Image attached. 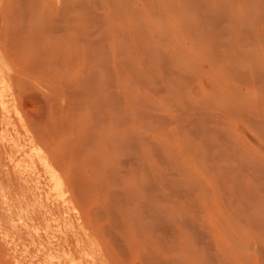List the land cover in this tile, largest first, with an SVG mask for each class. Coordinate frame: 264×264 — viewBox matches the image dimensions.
I'll return each mask as SVG.
<instances>
[{"label":"rangeland","instance_id":"1","mask_svg":"<svg viewBox=\"0 0 264 264\" xmlns=\"http://www.w3.org/2000/svg\"><path fill=\"white\" fill-rule=\"evenodd\" d=\"M6 1L0 65L8 67L0 76L11 92L0 100V134L36 142V126L52 127L50 115H64L66 128L58 121L52 136L79 164L80 150L101 201L80 206L68 189L62 206L36 163L28 175L15 170L24 153L3 136L0 264H112L88 257V246H107L114 264H264V0ZM22 207L29 216L21 225ZM85 211L101 239L85 228ZM49 215L75 230L53 228ZM84 228L94 236L86 247ZM68 254L71 262L62 258Z\"/></svg>","mask_w":264,"mask_h":264},{"label":"bare ground","instance_id":"2","mask_svg":"<svg viewBox=\"0 0 264 264\" xmlns=\"http://www.w3.org/2000/svg\"><path fill=\"white\" fill-rule=\"evenodd\" d=\"M11 1V0H10ZM14 1V0H13ZM22 1V0H21ZM27 1V0H26ZM61 1V0H60ZM181 1V0H180ZM6 2H8V0L6 1ZM65 2V1H64ZM63 2V3H64ZM3 3H4V1H3ZM11 3H15V2H11ZM30 3H32V2H30ZM67 3V2H66ZM78 3H80V2H78ZM111 3V2H110ZM2 4V3H1ZM10 4V3H9ZM76 4V3H75ZM195 4V3H194ZM17 5V4H16ZM28 5H30V4H28ZM32 5V4H31ZM65 5V4H64ZM187 5V4H186ZM7 6H8V4H7ZM12 6H13V8H15L14 6L15 5H13L12 4ZM18 6V5H17ZM78 6V5H77ZM83 6V5H82ZM173 6V5H172ZM2 7H4V5H2ZM32 7H34V6H32ZM152 8H153V6H151ZM251 7V6H250ZM11 8V7H10ZM30 8V7H29ZM65 8H67V7H65ZM7 9V8H6ZM48 9V8H47ZM72 9H74V8H72ZM191 9V8H190ZM189 9V10H190ZM262 9V8H261ZM61 10V9H60ZM132 10V9H131ZM224 10V9H223ZM16 11V10H15ZM68 11H70V10H68ZM244 11V10H243ZM8 12H10V10L8 11ZM63 12H65V11H63ZM120 12V11H119ZM130 12V11H129ZM164 12V11H163ZM195 12V11H194ZM11 13V12H10ZM32 13V12H31ZM5 14H6V12H5ZM17 14V13H16ZM19 15H21V13H18ZM33 14V13H32ZM112 14V13H111ZM11 15V14H10ZM10 15H8V16H10ZM36 15V14H35ZM39 15V14H38ZM162 15V14H161ZM6 16V15H5ZM4 16V17H5ZM30 16H32V15H30ZM41 16V15H40ZM43 16H44V14H43ZM42 16V17H43ZM181 16V15H180ZM1 17H2V14H1ZM0 17V18H1ZM13 17H14V15H13ZM18 17V16H17ZM176 17V16H175ZM7 18V17H6ZM36 18V17H35ZM179 18V17H178ZM1 20H3V19H1ZM11 21H10V23L11 22H13L12 20H14V18L13 19H10ZM33 21H34V18L32 19ZM183 20V19H182ZM4 21H7V20H5L4 19ZM18 21V20H17ZM40 21V20H39ZM191 21V20H190ZM252 21V20H251ZM31 22V21H30ZM37 22V21H36ZM41 22V21H40ZM40 22H38V23H40ZM43 22V21H42ZM2 23V22H1ZM3 23H5L6 24V22H3ZM37 23V24H38ZM8 24V23H7ZM14 24H17V23H14ZM36 24V23H35ZM34 25V24H33ZM40 25V24H39ZM122 25V24H121ZM186 25V24H185ZM9 26V25H8ZM19 26V25H18ZM26 26V25H25ZM31 26V25H30ZM38 25H36L35 27H37ZM46 26V25H45ZM13 27V26H12ZM21 27V26H20ZM28 27V26H27ZM22 28V27H21ZM38 28V27H37ZM115 28V27H114ZM130 28V27H129ZM185 28V27H184ZM25 29V28H24ZM23 29V30H24ZM36 29V28H35ZM40 29H42V28H40ZM0 30H2V29H0ZM5 30V29H4ZM3 30V31H4ZM8 30L9 29H7V32H8ZM12 30H15V29H12ZM18 30V29H17ZM16 30V31H17ZM28 30V29H27ZM37 30H39V29H37ZM37 30H35L36 31V34H37ZM115 30V29H114ZM117 30V29H116ZM10 31H11V29H10ZM18 31H20V30H18ZM28 32V31H27ZM19 33V32H18ZM35 33V32H34ZM4 34V33H3ZM28 34H30V33H28ZM27 34V35H28ZM32 34V33H31ZM36 34H35V36L34 37H36ZM125 34H126V32H125ZM14 35V34H13ZM34 34H32V35H30V36H33ZM1 36V35H0ZM5 36V35H4ZM9 36H10V34H9ZM19 36H20V33H19ZM23 36V35H22ZM11 37V36H10ZM25 37V36H24ZM16 38V37H15ZM32 38V37H31ZM3 39V38H2ZM1 39V40H2ZM17 39V38H16ZM21 38H19V40H20ZM24 40H25V38H23ZM0 40V41H1ZM10 40H12V38H10ZM9 40V41H10ZM14 40V39H13ZM28 40H29V36H28ZM16 41V40H15ZM38 44L37 45H39V43H40V41L38 42L37 40H35ZM217 41V40H216ZM10 42H12V41H10ZM14 42V41H13ZM12 42V43H13ZM32 42H34V40H32ZM9 43V42H8ZM8 43H6V44H8ZM12 43H11V45H12ZM24 43H25V41H24ZM23 43V44H24ZM28 43V42H27ZM5 43H3V45H4ZM17 45L18 44V41H17V43L16 42H14V44L13 45ZM34 44H35V42H34ZM2 45V44H1ZM10 45V44H9ZM9 45H6L7 47L9 46ZM16 45H15V47H16ZM26 46H27V44H25ZM29 45V44H28ZM23 46V45H22ZM20 47V49L21 48H25V47ZM32 46V45H31ZM31 46H29V47H31ZM40 46H41V44H40ZM43 46V45H42ZM7 47H6V49H7ZM10 47V46H9ZM17 47H19L18 45H17ZM3 48H5L4 46H3ZM27 48H28V46H27ZM34 48H35V46H34ZM38 48V47H37ZM13 49L15 50V48L13 47ZM31 49H33V46H32V48ZM31 49H28L27 51H31ZM4 51V53H5V49H3ZM8 50V49H7ZM22 50V49H21ZM39 50V49H38ZM9 51V50H8ZM15 51H17V49L15 50ZM25 51V50H24ZM26 51V52H27ZM41 51V50H40ZM18 52L19 51H17V54H18ZM26 52H23V53H26ZM32 52V51H31ZM36 52H37V50H36ZM39 52V51H38ZM2 52H0V54H1ZM9 53V52H8ZM30 53V52H29ZM29 53H27V55L29 54ZM7 54V53H6ZM13 54H15V53H13ZM21 54V53H20ZM19 54V56H21ZM31 54V53H30ZM36 54V53H35ZM39 53H37L36 55H38ZM23 55H25V54H22V56ZM7 56H10V55H6V57ZM18 56V57H19ZM21 56V57H22ZM12 57H14V56H12ZM17 57V58H18ZM27 57V56H26ZM25 57V58H26ZM33 57V56H32ZM36 57V56H35ZM35 57L33 58L34 60H35ZM0 58H2V56L0 57ZM10 58V57H9ZM22 59V58H21ZM20 59V60H21ZM38 59V58H37ZM37 59H36V61H37ZM1 60V59H0ZM12 60V59H11ZM20 60H18V63L20 62ZM23 60V59H22ZM25 60V61H24ZM23 60V62L25 63H27V60L26 59H24ZM33 60V61H34ZM3 61H4V57H3ZM7 60H5V62H6ZM16 61V60H15ZM28 61H29V58H28ZM1 62V61H0ZM5 62H2V63H5ZM30 62H31V60H30ZM2 63H1V67L3 68L2 69V71L4 70V67L6 66V65H4V67H3V65H2ZM7 63H8V61H7ZM7 63H5V64H7ZM14 63V62H13ZM24 63H23V65H24ZM25 63V64H26ZM29 63V62H28ZM28 63H27V65H28ZM32 63V62H31ZM31 63H30V65H31ZM35 63V62H34ZM15 64H16V62H15ZM20 64H22L21 62H20ZM19 64V65H20ZM8 65V64H7ZM17 65V64H16ZM30 65H28V66H30ZM9 66H10V64H9ZM21 66V65H20ZM26 66V65H25ZM27 66V67H28ZM6 67H8V66H6ZM5 67V68H6ZM30 67H32V66H30ZM34 67V66H33ZM11 69V68H10ZM7 70V69H6ZM8 70H9V68H8ZM7 70V71H8ZM1 71V69H0V72L2 73V75H3V72ZM10 71H13L12 69L11 70H9V72ZM0 73V74H1ZM5 73V72H4ZM12 74V73H11ZM2 75L0 76V77H2ZM5 75H6V73H5ZM10 77V76H9ZM13 77V76H12ZM33 77V76H32ZM2 78H3V80H2ZM2 78H0V100H3L2 99V96L3 95H5L6 94V92H8L9 90L8 89H10V91H9V93L11 92V88H7L6 89V92H5V87H4V84L3 83H8L7 82V80H9V79H5L6 80V82L4 81V77H2ZM7 78H8V76H7ZM11 79V78H10ZM12 81V80H11ZM17 82V81H16ZM14 83H15V81H14ZM223 83V82H222ZM6 86V85H5ZM8 86H10V83L8 84ZM15 86H16V84H15ZM7 87V86H6ZM12 87V86H11ZM14 87V86H13ZM17 87V86H16ZM15 87V88H16ZM19 88V87H18ZM8 90V91H7ZM18 91V90H17ZM12 94H14L13 92H12ZM17 94V93H16ZM12 96V95H11ZM5 97H7L6 95H5ZM9 97V96H8ZM7 97V98H8ZM10 99V98H9ZM63 100V99H62ZM4 101V100H3ZM2 101V102H3ZM9 101V100H8ZM11 101V100H10ZM70 101V100H69ZM13 102V101H12ZM59 102V101H58ZM59 105V104H58ZM5 106V105H4ZM3 106V107H4ZM3 107L1 108L2 110H3ZM70 107V106H69ZM82 107V106H81ZM80 107V108H81ZM7 108V107H6ZM5 108V109H6ZM8 109V108H7ZM6 109V110H7ZM5 111V110H4ZM7 112L9 113V111L7 110ZM62 113V112H61ZM78 114V113H77ZM8 115V114H7ZM57 115H58V113H57ZM61 115V114H60ZM59 115V116H60ZM87 115V114H86ZM85 115V116H86ZM64 115H62L61 117H63ZM60 117V120L62 119ZM79 117V116H78ZM82 117V116H81ZM83 117H84V115H83ZM7 118H9V117H7ZM68 118V117H67ZM5 119H6V117H5ZM50 124L52 125V127H49V126H46V125H44L43 127H39V126H36V128L35 127H33V128H35V136L37 137V141L36 142H32L31 140H27L28 142H23L22 140H20V139H18L19 137H21V136H17V138L16 137H14L13 138V135H12V137H11V135L10 136H8L9 134H6V135H4L5 133H3V135H1L0 134V139H2V137L4 138L3 140H5V138H7L8 140H9V143H14V146H16L17 148H18V151L20 150V151H22L24 154H23V156H21L20 158H19V162H18V160H17V165H16V168H15V170L17 169V172H19L20 173V175L22 174L23 176L24 175H28L29 174V172H30V170H32V166L34 165H29L30 163L32 164V163H36L37 164V166L39 167V169L44 173V176L46 177V181L45 182H47V185H48V188H46V190H48L49 191V194H51L54 198H56V202H57V200L58 201H61V203H62V206H63V204L65 203V201H67L66 199H68L67 198V196H66V193H68L69 194V190H70V192H71V196H73V198L75 199V202H77L80 206L82 205V204H85L86 206L87 205H89V204H91V203H97L98 201H101V200H99V197H98V193L94 190V186L92 187V184H94L93 182L91 183V181H90V177H89V172H88V168H86V166H85V163H87V161L83 164L82 163V161H81V159L82 158H79L78 157V155L77 154H79V151L77 150V148L75 149V151H78V153L77 154H75V156L79 159V161L82 163H75V161H74V159H72V157H71V155H70V152H69V150H68V147H66V148H64V146L66 145V140L65 139H67V135L68 134H66L67 132H65V134L63 133V128L61 127V129H62V133L64 134V135H62L63 136V138L65 137V142L66 143H63V141H62V137L61 138H56V139H54V137L52 136V132H51V130L53 131H55L56 130V126H58V121H60V120H58L57 121V119L55 118V116L53 115V113L50 115ZM63 120H65L66 122H68L65 118L63 119ZM63 120L62 121H60L61 123H62V125L65 127V125L64 124H66V122L65 123H63ZM70 120V119H69ZM72 120V119H71ZM3 121V120H2ZM79 121V120H78ZM82 121H83V119H82ZM31 122V121H30ZM81 122V121H80ZM28 123V122H27ZM34 123V122H33ZM73 123V122H72ZM72 123H71V125H72ZM39 124V123H38ZM81 124H82V122H81ZM5 125V124H4ZM82 125H84L85 126V123L84 124H82ZM6 126V125H5ZM46 126V127H45ZM1 127V126H0ZM12 127V126H11ZM31 127V126H30ZM49 127V128H48ZM68 127V129H69V131L72 129V126H67ZM66 128V127H65ZM64 128V129H65ZM28 129V128H27ZM61 129L59 130L60 132H61ZM78 129V128H77ZM80 129H81V127H80ZM83 129H84V127H83ZM3 130H7V128L6 129H3ZM132 130H135V129H132ZM263 130V129H262ZM27 131V130H26ZM34 131V130H33ZM57 131V130H56ZM58 131V132H59ZM72 131H74V130H72ZM5 132H7V131H5ZM42 132H43V134H44V132H46V133H48L47 134V137L45 136V135H43L42 134ZM87 132V131H86ZM10 133V132H9ZM57 133V132H56ZM71 133V132H70ZM74 133V132H73ZM73 133H71V134H73ZM133 133H134V131H133ZM140 133V132H139ZM138 133V134H139ZM32 134V133H31ZM70 134V135H71ZM75 134V133H74ZM222 134V133H221ZM25 135H27V133L25 134ZM29 135V134H28ZM59 135V134H58ZM122 135V134H121ZM133 135V134H132ZM137 135V134H136ZM14 136H16V135H14ZM32 136V135H31ZM57 136V135H56ZM80 137V136H79ZM134 137H136L135 135H134ZM22 139H23V137H21ZM27 138H28V136H27ZM101 138V137H100ZM129 138V137H128ZM31 139H32V137H31ZM104 139V138H103ZM108 139H109V137H108ZM135 139V138H134ZM81 140V139H80ZM253 140V139H252ZM33 141H34V137H33ZM135 141V140H134ZM6 142V141H5ZM8 142V141H7ZM130 142H131V140H130ZM181 142V141H180ZM21 143H27V146L24 144V146L22 145L21 146ZM34 143H37V144H34ZM92 143V142H91ZM96 143V142H95ZM137 143V142H136ZM75 144H78V143H75ZM107 144V143H106ZM39 145V146H38ZM79 145V144H78ZM97 146V145H96ZM133 146V145H132ZM141 146V145H140ZM139 146V148H140V150H141V147ZM15 147V148H16ZM20 147V148H19ZM26 147V148H25ZM76 147H77V145H76ZM95 147V146H94ZM109 147V146H108ZM189 147V146H188ZM42 149V150H41ZM126 149H129V147L128 148H126ZM75 151H73L74 153H76ZM89 151V150H88ZM134 151V150H133ZM143 149H142V151H140L141 152V155H139V157H141V158H139V160L137 161V163H138V165L139 164H143V166H144V164H146L145 162H143V161H145V156H143V155H145V153L143 154ZM21 152V153H22ZM26 152V153H25ZM146 152V151H145ZM19 153V152H18ZM17 153V154H18ZM87 153H89V152H87ZM131 153V152H130ZM15 154H16V152H15ZM86 154V153H85ZM171 154V153H170ZM169 154V155H170ZM72 156H74V154L72 155ZM74 156V157H75ZM11 157V156H10ZM16 157V156H15ZM15 157H13L14 159H15ZM86 157V156H85ZM12 158V159H13ZM144 158V159H143ZM13 159V160H14ZM90 159V158H89ZM253 159V158H252ZM103 160V159H102ZM105 160V159H104ZM78 161V160H77ZM11 162H12V160H11ZM101 162V161H100ZM105 162V161H104ZM111 164V163H110ZM90 165H92V164H90ZM12 166H15V165H12ZM31 166V167H30ZM89 165H87V167H88ZM141 166V165H140ZM104 167V166H103ZM107 167V166H106ZM31 168V169H30ZM137 168H138V166H137ZM37 169V168H36ZM35 169V170H36ZM95 169V168H94ZM34 170V169H33ZM32 170V171H33ZM108 170V169H107ZM29 171V172H28ZM37 171H38V169H37ZM37 171H35V173L37 172ZM90 171V170H89ZM92 171V170H91ZM97 170H95V172H96ZM98 172V171H97ZM18 173V174H19ZM34 173V174H35ZM39 173V172H38ZM32 174V173H31ZM95 174V173H94ZM93 174V175H94ZM21 175V176H22ZM26 177V176H25ZM34 177H35V175H34ZM38 177V176H37ZM42 177V176H41ZM89 177V178H88ZM93 177V176H92ZM185 177V176H184ZM21 177H19V179H20ZM24 177H22V179H23ZM37 179V178H36ZM27 179L25 178V180L24 181H26ZM93 180V179H92ZM35 181H37V180H35ZM96 181V180H95ZM98 182H99V180H98ZM23 183H25V182H23ZM22 183V184H23ZM34 183V182H33ZM96 183V182H95ZM26 184H28V183H26ZM24 185V184H23ZM30 185H32V184H30ZM96 185V184H95ZM26 186V185H25ZM28 186H29V184H28ZM27 186V187H28ZM33 186H34V184H33ZM46 187V186H45ZM97 187H98V183H97ZM26 188V187H25ZM31 188V187H30ZM27 189V188H26ZM25 189V190H26ZM38 189V188H37ZM69 189V190H68ZM98 189V188H97ZM109 189V188H108ZM45 190V189H44ZM110 190V189H109ZM29 191V190H28ZM99 191V190H98ZM26 192V191H25ZM66 192V193H65ZM27 193V192H26ZM34 193V192H33ZM47 193L48 192H46V197L48 198V196H47ZM31 194V193H30ZM101 194V193H100ZM34 196H36V195H34ZM40 196V195H39ZM38 197V196H37ZM39 198V197H38ZM112 198V197H111ZM51 199H52V197H51ZM72 199V198H71ZM70 199V200H71ZM101 199V198H100ZM20 200H21V198H20ZM20 200H18V201H20ZM55 200V199H54ZM107 200V199H106ZM17 201V200H16ZM68 201H69V199H68ZM113 201V200H112ZM55 202V203H56ZM70 202V201H69ZM106 202V201H105ZM18 203H21V201L20 202H18ZM67 203V202H66ZM68 204V203H67ZM70 204V203H69ZM57 205V204H56ZM61 204H59V206H60ZM66 205V204H65ZM73 205V204H72ZM78 205V206H79ZM83 206V209H84V207H86V206ZM92 205V204H91ZM10 206V205H9ZM38 206V205H37ZM67 206V205H66ZM101 206V205H100ZM112 206V205H111ZM28 208L30 207V205L29 206H27ZM27 207H22V209L23 210H19L18 208H21V205H19L18 206V208H17V210H19L20 212V214L18 215V214H16V215H18V217L16 218L17 220H18V222H19V224H25V220L23 221L22 219H25V216H29L27 213H28V211H27V213L25 212L28 208ZM58 207V206H57ZM72 207V206H71ZM75 207V206H74ZM95 207V206H94ZM93 207V208H94ZM97 208H98V206H96ZM38 208V207H37ZM51 208V207H50ZM60 208V207H59ZM65 208V207H64ZM67 208V207H66ZM76 208V207H75ZM74 208V209H75ZM80 208H82V207H80ZM117 208V207H116ZM115 208V209H116ZM42 209V208H41ZM82 209V210H83ZM104 209V208H103ZM102 209V210H103ZM34 210V209H33ZM37 210V209H36ZM52 210V209H51ZM58 210V209H57ZM64 210H66V213H67V209H64ZM95 210H96V208H95ZM94 210V211H95ZM69 211V210H68ZM81 211V210H80ZM92 211V210H91ZM97 211V210H96ZM95 211V212H96ZM18 212V211H17ZM59 212H60V210H59ZM65 212V211H64ZM21 213H25V215H24V218H21V217H23L22 216V214ZM78 213H79V211H78ZM78 213H77V215H78ZM89 212H87V211H85L84 212V214H85V218H86V220H85V224H86V227L85 228H87L88 230H89V232H91L92 234H94V235H97L98 237H99V233H98V231H99V229H100V225L97 223V222H95V221H93L92 220V218H90V215L88 214ZM97 213V212H96ZM95 213V214H96ZM109 213V212H108ZM116 213V212H115ZM125 213V212H124ZM132 213V212H131ZM97 214H99V212L97 213ZM96 214V215H97ZM112 214H113V212H112ZM61 215V214H60ZM64 215V214H63ZM103 215V214H102ZM50 216V215H49ZM49 216H46L47 217V219H50V220H52V226H53V228H57L58 226L60 227V224H62L61 226L62 227H64L63 229H65L66 231H69V233H73V227L72 226H69L68 227V224H66V222H64V219H62V221H60L59 220V218H60V216H59V218L58 217H56L55 218V215H54V217L51 215L50 216V218H49ZM62 216V215H61ZM69 216V215H68ZM99 216H101V215H98V221H99V223L102 225V230L104 231H106V229H104V221L103 222H100L101 220H99ZM112 216V215H111ZM11 217V216H10ZM51 217H53L52 219H51ZM63 217V216H62ZM104 217V216H103ZM103 217H100V219L102 218L103 219ZM109 217V216H108ZM30 218V217H29ZM26 219H28V218H26ZM65 219H66V217H65ZM115 219V218H114ZM13 220V219H12ZM30 220V219H29ZM119 220V219H118ZM27 221V220H26ZM112 221V220H111ZM124 221V220H123ZM133 221V220H132ZM49 222V220L47 221V223ZM62 222V223H61ZM114 222H115V220H114ZM114 222H112V223H114ZM15 223V222H14ZM28 223V222H27ZM27 223H26V225H27ZM46 223V224H47ZM71 223V222H70ZM104 223V224H103ZM134 223V222H133ZM141 223V222H140ZM30 224V223H29ZM36 224V223H35ZM45 224V225H46ZM50 224V223H49ZM83 224V223H82ZM82 224H80V225H82ZM84 224V225H85ZM26 225H24V226H26ZM71 225V224H70ZM106 225V227H107V224H105ZM116 225H118V224H116ZM128 225H130L131 226V224H128ZM36 226V225H35ZM34 226V227H35ZM38 226H40V224L38 225ZM50 226H51V224H50ZM78 226V225H77ZM76 226V227H77ZM110 226V225H109ZM113 226V225H112ZM129 226V228H131ZM135 226V225H134ZM16 227V226H15ZM27 227H28V225H27ZM26 227V228H27ZM30 227H32V228H34L33 226H31V224H30ZM29 227V228H30ZM45 227H47V226H44V228ZM83 226H81L80 228H82ZM71 228H72V230H71ZM80 228H76L78 231H79V229ZM85 228H84V230H82L80 233H82L83 232V237H84V241L80 238V240H79V242L80 241H82L81 243H83L84 245H85V247L87 246V245H89V244H91V243H93L92 241V237H94V236H85L86 234L85 233H87V232H84L85 231ZM109 228V227H108ZM133 228V227H132ZM35 229H37V227H35ZM34 229V230H35ZM141 229H143V228H141ZM17 230V229H16ZM23 230V229H22ZM33 230V231H34ZM37 230H39V228L37 229ZM58 230V229H57ZM75 230V229H74ZM75 231L76 232V235H77V232L78 231ZM127 230V229H126ZM31 231V230H30ZM40 231V230H39ZM42 231H44L43 229H42ZM59 231H60V228H59ZM65 231V232H66ZM129 231V230H128ZM45 232H47V231H45ZM45 232L43 233V234H45ZM114 232V231H113ZM117 232V231H116ZM143 232V231H142ZM145 232V231H144ZM143 232V233H144ZM36 233V232H35ZM61 233H62V231H61ZM63 233H64V231H63ZM62 233V234H63ZM71 233V234H72ZM105 233V232H104ZM112 233V232H111ZM66 234H68V232L67 233H65V236H66ZM75 234V233H74ZM74 234H73V236H74ZM78 234H79V232H78ZM113 234V233H112ZM117 234V233H116ZM135 234V233H134ZM146 234V233H145ZM37 235H38V232H37ZM46 235H47V233H46ZM45 235V236H46ZM64 235V234H63ZM104 236H106L105 234H103ZM110 235V234H109ZM81 235H79V237H80ZM103 236V237H104ZM128 236H130V235H127V237ZM138 236V235H137ZM39 237H40V235H39ZM38 237V239H40ZM61 237V236H60ZM69 237V236H68ZM78 237V238H79ZM109 237V236H108ZM126 237V236H125ZM144 237H146V235L144 236ZM100 238V237H99ZM111 238V237H110ZM117 238H118V236H117ZM124 238V237H123ZM65 240H66V238H64ZM101 239V238H100ZM104 239L105 238H103L102 239V241L101 242H104L105 243V241H104ZM121 239V238H120ZM134 239V238H133ZM59 240V239H58ZM62 240V239H61ZM129 240V239H128ZM68 241V240H67ZM107 241H109V239L107 240ZM112 241V240H111ZM110 241V242H111ZM114 241V240H113ZM130 241V240H129ZM134 241V240H133ZM50 243L52 242V241H49ZM101 242H99V243H101ZM119 242V241H118ZM149 242H150V240H149ZM64 243L66 244V242L64 241ZM103 244V243H102ZM92 245V244H91ZM101 245V244H100ZM106 245V244H105ZM108 246H109V244H107ZM125 245V244H124ZM127 245V244H126ZM131 245H132V243H131ZM103 246V245H102ZM135 246V245H134ZM89 248H85V250H84V254H87L88 255V257H89V255H93V253H95L96 255H100L101 257L98 259V260H100L101 258L103 259V260H105L106 262L107 261H111L112 262V264H114L115 262H114V258H112V256H111V254H110V252L108 251V247L107 246H103V247H106V249H104V251H102L101 249V251H97L96 249L94 250L93 249V247L92 246H88ZM114 247V246H113ZM140 247V246H139ZM59 248V247H58ZM116 248V247H115ZM144 248V247H143ZM151 248V247H150ZM60 249V248H59ZM62 249V248H61ZM84 249V248H83ZM111 249V248H110ZM122 249V248H121ZM135 249V248H134ZM69 250V249H68ZM46 251V250H45ZM61 252L62 254L64 253V252H62V250H55V252ZM63 251H65V250H63ZM113 251V250H112ZM123 251V250H122ZM138 251V250H137ZM47 252V251H46ZM52 252V251H51ZM59 252V253H60ZM80 252V251H79ZM140 252V251H139ZM43 253V252H42ZM66 253V252H65ZM70 253V252H69ZM82 253V252H81ZM112 253H114V252H112ZM58 254V253H57ZM67 254V253H66ZM149 254V253H148ZM48 255V254H47ZM50 255V254H49ZM72 254H68V256H65V255H63V256H65L66 258H64V257H62L63 259H70V262H71V259L73 258L72 256H71ZM87 255H85V256H87ZM120 255H121V253H120ZM125 255V254H124ZM134 255V254H133ZM46 256V255H45ZM60 256V255H59ZM69 256H71V258H68ZM74 256V255H73ZM79 256H80V254H79ZM84 256V255H83ZM115 256V255H114ZM46 257H49V256H46ZM51 257L53 258V256L51 255ZM81 257V256H80ZM79 257V258H80ZM99 257V256H98ZM119 256H117L116 258H118ZM125 257V256H124ZM142 257V256H141ZM44 258V257H43ZM51 258V259H52ZM58 258V257H57ZM60 258V257H59ZM61 258V259H62ZM122 258H123V256H122ZM126 258H129V257H126ZM47 259V258H46ZM54 259V258H53ZM52 259V260H53ZM82 259V258H81ZM120 259V258H119ZM50 260V259H49ZM48 260V261H49ZM59 260V259H58ZM80 260V259H79ZM91 260V259H90ZM93 260H95V259H93ZM92 260V261H93ZM97 260V259H96ZM145 260V259H144ZM16 261V260H15ZM47 261V260H46ZM67 261H69V260H67ZM122 261V260H121ZM127 261V260H126ZM126 261H122L123 262V264H126ZM138 261V260H137ZM52 262V261H51ZM60 262V261H59ZM64 262H65V260H64ZM121 262V263H122ZM155 262V261H154ZM58 263V262H57ZM73 263V262H72ZM88 263V262H87ZM131 263V262H130ZM59 264V263H58ZM74 264V263H73ZM77 264V263H76ZM82 264V263H81ZM95 264V263H94ZM101 264V263H100ZM137 264V263H136Z\"/></svg>","mask_w":264,"mask_h":264}]
</instances>
